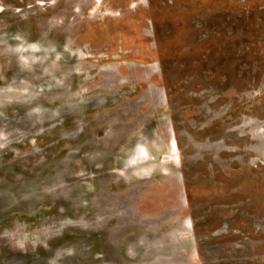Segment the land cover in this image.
<instances>
[{
  "label": "rangeland",
  "instance_id": "obj_1",
  "mask_svg": "<svg viewBox=\"0 0 264 264\" xmlns=\"http://www.w3.org/2000/svg\"><path fill=\"white\" fill-rule=\"evenodd\" d=\"M0 264H264V0H0Z\"/></svg>",
  "mask_w": 264,
  "mask_h": 264
}]
</instances>
